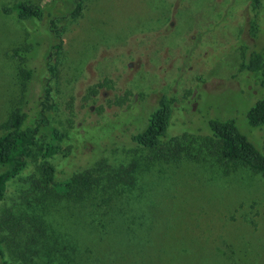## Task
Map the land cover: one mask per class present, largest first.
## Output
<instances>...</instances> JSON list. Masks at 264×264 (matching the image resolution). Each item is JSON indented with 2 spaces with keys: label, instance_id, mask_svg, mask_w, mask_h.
I'll list each match as a JSON object with an SVG mask.
<instances>
[{
  "label": "rangeland",
  "instance_id": "rangeland-1",
  "mask_svg": "<svg viewBox=\"0 0 264 264\" xmlns=\"http://www.w3.org/2000/svg\"><path fill=\"white\" fill-rule=\"evenodd\" d=\"M17 1L59 13L71 8V0H0V132L17 109L31 107L37 121L49 79L54 106L46 114L66 133L49 160L54 181L89 170L94 183L83 199L31 188L33 164L43 162L41 127L33 164L10 181L0 202V214L10 209L27 221L21 236L0 228V262L264 264V178L244 166H222L205 141L210 119L233 118L264 151V126L251 127L246 116L264 88L240 70L251 49L264 51V0L258 31L251 0H83L76 18L56 19L59 52L46 22L23 23L2 12ZM34 38L41 44L27 104L13 53ZM158 95L170 99L169 124L158 148L143 149L131 136L147 125ZM176 142L190 154L174 161ZM127 167L135 184L117 183L109 203L101 202L109 196L101 189ZM43 224L68 236L74 253L63 251L64 243L55 256L38 245Z\"/></svg>",
  "mask_w": 264,
  "mask_h": 264
},
{
  "label": "trees",
  "instance_id": "trees-1",
  "mask_svg": "<svg viewBox=\"0 0 264 264\" xmlns=\"http://www.w3.org/2000/svg\"><path fill=\"white\" fill-rule=\"evenodd\" d=\"M251 1L254 9L251 25L254 31H258L261 0ZM82 3L83 0H71V8L64 13H59L56 9H47L40 5L21 1L5 5L1 10L4 14L14 15L23 23L46 22L48 31L57 40V42L52 45V48L59 52L61 50L62 41L60 39V30L58 28L59 23L56 19L63 18L71 20L76 18L81 12ZM39 40V38H34L32 40L29 39L22 48L14 49L13 53L16 57H19V73L24 79V91H27L25 103L27 104L30 100L27 83L35 76V69L32 67L31 63L39 56L36 54V50L41 44V41ZM45 58L47 59V71L53 72L54 67L51 63L49 54H47ZM240 70H246L253 73L258 78L260 86L264 88V51L262 49H251L247 53L245 61L241 64ZM49 82V79L46 80L45 88L40 98V108L37 121H32L30 118L29 110L31 107H28L27 110L17 109L12 112L7 121L1 127L0 166L4 167V169L0 171V202L4 199L8 191L10 181L14 177L23 174L26 168L29 167V164L34 161L32 158L33 151L41 127H44L46 131V139L42 143L40 151V156L43 162L40 164H36L37 161H35L34 164L32 163L34 171L31 173V188L35 191L42 190L49 195H53L56 199L66 197L83 199V191L91 188L94 183L92 172L89 170L84 171V174L79 173L73 175L68 181L63 183H56L54 181L55 167L49 163V160L60 152V141L65 138L66 133L56 125L51 124L46 114L47 111L54 106L50 94ZM156 100L158 102V107L151 112L145 128L131 136L132 142L143 149L158 148L163 142L165 130L169 124L172 112L170 99L164 95H158ZM246 116L248 124L251 127L264 126V97L258 99L248 109ZM208 125L210 135L207 139L205 138V141H208L210 152L215 155L222 166L224 164H231L237 167L244 166L261 174L264 178V151L257 148L247 135L240 131L235 119L212 118L208 121ZM185 154L189 155L190 152L185 151L180 143L176 142L170 158L177 161L182 158V156H185ZM159 156L164 155L160 153ZM123 170L124 171L119 173V180L109 179L107 185L101 189L106 192V195H109L107 198H103L101 202L106 201V203H109L108 200H111V193L108 191L114 189V185L117 183H125L126 185H131L130 187L135 184L134 181H129L131 177V173L129 172L132 171L131 167H127L126 169L123 168ZM124 192L127 191L123 188L122 191H118L116 194ZM112 211L113 209L110 208L104 214ZM15 216L18 215H15L10 209L2 211L0 214V228L13 232L14 234L19 233L21 236L26 230L25 223L27 221L22 217L18 216V218H16ZM104 226V224H97L95 229L99 232H106L107 229H105ZM35 230L38 231V228ZM40 234L38 245L46 247L54 256L57 255V253L63 254L58 248V246L62 245L61 243H64L62 250H69L71 254H73L77 248L76 245L72 244L68 236L49 228L46 229L45 224H43ZM0 254H2L1 246ZM69 259H71V256ZM54 260H56L55 257H53L52 262ZM0 264L8 263L2 260Z\"/></svg>",
  "mask_w": 264,
  "mask_h": 264
}]
</instances>
